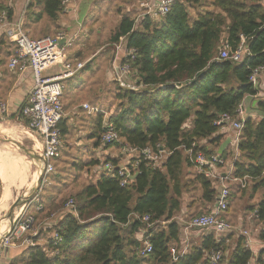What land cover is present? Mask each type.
I'll return each instance as SVG.
<instances>
[{
	"label": "trees",
	"instance_id": "16d2710c",
	"mask_svg": "<svg viewBox=\"0 0 264 264\" xmlns=\"http://www.w3.org/2000/svg\"><path fill=\"white\" fill-rule=\"evenodd\" d=\"M62 1L25 0L19 14L23 29L32 33V39H37L36 29L43 23L47 24L44 35L61 29ZM13 2L0 0V14L5 12L8 22L17 19ZM138 14L137 6L121 16L110 44L113 47L123 38L124 49H135L131 68L148 91L117 87L114 98L118 104L110 110L109 123L119 136L121 144L115 143L119 148L128 145L156 152L159 146L169 153L167 158L155 169L139 161L136 171H131L133 179L125 186H120L117 173L122 165L119 153L75 165L93 174L89 173L90 182L72 197L78 218L63 215L54 227L41 230L46 240L54 233L60 235L62 241L56 246L50 242L43 248L1 250L11 253L12 257L6 259L9 264H208L210 252L217 250L223 253L220 264H264V94H259L261 91L249 80L254 69L264 67V0H177L170 13L158 21L147 17L136 21ZM241 38L249 56L240 64L215 61L224 43L236 50ZM3 46L8 58L14 55V46L2 31ZM258 83L262 90L263 77ZM246 97H259L256 110L260 118L247 116L244 121L231 177L251 185L247 195L256 203L243 210L245 220L251 215L249 224L256 229H246V221L243 227H232L251 231L254 243L246 247L245 238L236 230L216 235L200 229V241L189 242L182 253L183 226L176 218L181 216L185 194L192 187L200 191L187 207L199 202L203 209L195 216H200L211 212L213 207L205 209L215 203L219 190L216 180L195 170L193 179L183 180L185 165L192 166L185 151L195 144V150L207 157L217 154L223 136L218 134L215 122L223 114L236 118V109ZM96 117L97 128L90 136L95 140L94 148L103 152L108 146L100 143L102 116ZM57 127L61 137L70 134L64 118ZM106 163H111L113 170L98 172ZM232 186L237 193L246 190L238 182ZM237 193L231 196L229 191L230 204ZM40 201L44 216H49L52 211L48 208L55 207V198ZM134 216L165 222L150 232L152 252L146 257L138 255L142 241L137 239V232L143 225ZM230 243L233 246L229 247ZM171 249L175 250V260ZM54 250L57 255L50 254Z\"/></svg>",
	"mask_w": 264,
	"mask_h": 264
},
{
	"label": "built area",
	"instance_id": "2783aa9c",
	"mask_svg": "<svg viewBox=\"0 0 264 264\" xmlns=\"http://www.w3.org/2000/svg\"><path fill=\"white\" fill-rule=\"evenodd\" d=\"M74 0H63L61 6L63 12L67 13ZM177 0H139V14L137 20L143 17L150 18L153 21L163 19L168 15ZM4 32L7 40L14 46V55L9 59L7 68L14 72L30 71L33 79L32 87L26 97L25 103L16 115V121L22 120L21 127L25 133L33 135V139L38 145L36 153L45 161V172L43 177L44 185L47 177L54 172L52 161L59 158V149L61 146V135L57 127L58 122L65 117L62 97L65 87V81L76 76L86 65V63H74L68 57L69 50L76 42V35H69L66 31H58L53 36L32 39L23 29V21L19 19L15 22H8L5 12L0 14V32ZM123 38L114 45V58L111 64V79L121 89L131 92H147V87L143 86L138 76L131 68V61L136 57L135 49H124ZM120 54V55H119ZM247 56L249 51L244 45V39L236 50H231L227 43H224L219 49L216 62L227 61L232 64H240ZM59 67L60 70L51 76L43 75L46 71ZM264 73V67H258L252 71L249 78L255 88H259L258 78ZM167 86H159L163 89ZM81 108L87 111L89 115L102 116V136L101 144L113 145L119 143L118 134L109 123L107 113H102L96 107L87 104L81 105ZM1 113H5V106L0 105ZM246 110L243 104L236 109V118L223 114L215 122V125L221 132L231 134V145L234 150V161L238 157V145L240 135L246 119ZM195 144L186 150V156L189 163L195 171L203 174L206 178L214 179L219 185L216 201L210 213L195 216L189 220L178 219L185 231L195 229L212 230L216 235L227 232L237 231L239 236L245 238L246 247L251 248L253 240L251 232L242 229H234L225 219V214L229 207V187L225 181L231 179L232 167L225 173L217 169L225 166L224 159L219 153L205 156L203 153L195 150ZM119 153L122 157H127V161L118 168V177L120 186H125L133 179L131 171H136L139 161L146 162L149 167L155 169L165 161L168 152L157 146L154 152L151 148L135 149L128 145H121ZM113 167L111 163H106L97 171L111 172ZM242 187L246 185L245 181L240 182ZM43 204L40 201L39 194L30 201L22 210V213L15 223L12 231L6 236L0 249H34L43 248L45 244L52 243L53 246L61 243L59 234L54 233L50 240L41 237V230L46 231L57 224V221L63 215H72L78 218L76 204L73 199H69L58 211L51 213L48 217L39 220L38 216L43 214ZM142 226L141 241L142 245L138 250L140 257H146L152 252V245L149 241L150 232L159 225H165V222L151 221L149 216L138 218ZM147 235V236H146ZM144 236V237H143ZM257 245V244H256ZM174 255L175 251L172 249ZM51 255H57L54 250ZM223 253L220 250L210 252L208 264H220ZM248 264H251L250 262Z\"/></svg>",
	"mask_w": 264,
	"mask_h": 264
},
{
	"label": "rangeland",
	"instance_id": "374dc122",
	"mask_svg": "<svg viewBox=\"0 0 264 264\" xmlns=\"http://www.w3.org/2000/svg\"><path fill=\"white\" fill-rule=\"evenodd\" d=\"M135 0H74L72 5L77 6V17L80 18V21L75 22V27H80L82 24L83 16H87L86 19H84V27L86 26L87 28V35L91 37L89 46L86 49L85 53H90L94 52V49L96 48H102L100 54L96 56V59H99V64L97 65L96 69V74L93 76L94 79L92 80L94 85L91 86L90 90L87 92V94L83 93L82 97H78L77 101L75 102V97L74 95L66 94V90L63 93V98H62V104H63V109L65 115L70 112L72 113L73 111H79L78 108L76 107L77 102L82 101L83 99H86L87 95L91 94L90 99H94V102L98 103L96 106H98L101 110L102 113H110V110H113V107H116L118 102L115 100V95L117 93V85L114 84V82H111L107 76V73L110 68V61H111V56H112V45L110 44V38L113 34L114 29L116 28L121 16L125 13H128V10L131 12L136 9L134 7V2ZM91 9V11H90ZM90 11V12H89ZM88 14V15H87ZM47 27V24L43 23L39 28H37V34L38 36L34 38H39L42 36H50L55 34L58 31H65L63 28L59 30H53L52 33L44 35L42 32L45 30ZM82 25L81 29H86ZM67 32V31H66ZM42 34V35H41ZM28 35L32 37V33L28 31ZM79 41V34H78V39L74 43V46L78 44ZM124 43V40H123ZM122 43V44H123ZM73 46V47H74ZM114 56V55H113ZM113 59V58H112ZM113 61V60H112ZM112 63V62H111ZM110 73V72H109ZM43 75H46L44 73ZM264 73L262 74V76ZM111 76V73H110ZM264 77V76H263ZM264 81V79H263ZM119 88V87H118ZM262 85L259 84L258 91L261 93L259 94H264V86L263 89L261 90ZM66 89V88H65ZM94 96V98H93ZM257 97L256 99H258ZM255 98L252 97H246L243 101V107H245V110L247 113L245 115H254L256 119H259V113L258 116L256 113H251L250 111L255 109L257 101ZM256 112V111H255ZM22 120L20 119L19 121L11 120L10 122L2 121L0 120V124L7 128V127H16L18 128L22 133H24V130L21 127ZM24 124V123H23ZM69 132L65 134L63 137H61V146L59 149V158L52 161V165L54 167V172L53 174L49 175L47 177V182L41 186L39 195L43 199L44 203L46 199L49 197H54L55 198V207L53 208H48V210L54 212H58L60 210V205H63L69 200L72 199L73 195L76 194L81 188L88 184L90 181L87 179V177H90V174L93 175L91 172H88L87 168H82V169H77L75 165L77 164H84L83 159H85V162L94 159L93 155L88 153V152H80V150H76V147L73 145L72 147H69V144L73 143V140L75 139L76 135L78 134V131H75V129H72V127H68ZM77 132V133H76ZM31 135V134H29ZM228 135V134H227ZM223 136V141H225V136ZM33 137V135H31ZM0 138H8L4 135L0 134ZM34 138V137H33ZM84 137H78V139H83ZM10 139V138H8ZM17 142V141H16ZM26 142V143H25ZM20 145H23L24 147H27L29 149H32L33 151L36 152L35 144L31 140H20L18 142ZM9 147V148H8ZM35 148V149H34ZM38 148V145H37ZM14 149V150H13ZM106 152H104L105 157H115L119 153V145L113 144L111 146H108L106 149H104ZM2 151V153H1ZM18 153V154H17ZM109 153V154H105ZM0 166L5 165L4 164V157L9 156H24L18 149L15 147H12L8 144L0 142ZM108 155V156H106ZM26 162L28 163V176L26 178L25 186H19L18 190H15L12 192V197L10 199V202L8 204L7 209L0 214V226L1 228L4 226H7L6 221H4V215L7 213L9 210L10 206L16 201V199L22 197L24 194L27 193V191L32 187L34 183V178L37 177V166L26 156H24ZM103 159V157H102ZM128 158L123 157V159L119 161V163L123 164V161L125 162ZM3 160V161H1ZM29 160V161H28ZM31 164V165H30ZM185 169V168H184ZM227 169H219V172L225 173ZM194 170H190L187 172V169L183 171V180H190L193 179L194 176ZM90 173V174H89ZM189 177V178H186ZM36 180V179H35ZM235 183V182H234ZM252 184V183H251ZM230 195L233 196V194L237 193L236 187L234 186H228ZM250 183L246 184V190L240 191L243 193H237L235 195V198L232 199V202L230 204L229 200V209L230 213L232 214L231 222L234 223V225H239L242 224L243 222L246 221V229L254 230L256 227L253 224H249V220H245L244 214H242L244 211L241 209H245V207L251 203L252 200L249 199L247 192L250 190ZM198 190L196 187H192L188 190L186 193V196L190 194V192H194ZM2 194V184L0 180V197ZM191 198V197H190ZM189 203V201L187 202ZM10 205V206H9ZM195 204H193L194 206ZM188 208V217H185V220H189L192 216L198 215V212L194 213L196 209L193 208ZM63 207V206H62ZM46 214L43 213L42 215L38 216L39 220L46 218L44 216ZM51 214V213H50ZM49 214V215H50ZM48 217V215H47ZM244 226V225H243ZM239 229V228H238ZM246 231V230H244ZM249 232V231H248ZM251 232V231H250ZM233 246L230 243L231 247ZM12 249H15L12 247ZM2 249H0V264H5L6 259H9L12 257L10 255V252H4L1 253ZM15 252L14 250H12Z\"/></svg>",
	"mask_w": 264,
	"mask_h": 264
},
{
	"label": "crops",
	"instance_id": "0c3cea01",
	"mask_svg": "<svg viewBox=\"0 0 264 264\" xmlns=\"http://www.w3.org/2000/svg\"><path fill=\"white\" fill-rule=\"evenodd\" d=\"M138 2H139V0H137L135 2L134 7L137 8ZM13 3H14L13 5L16 6L15 18H17V19L15 21H17L19 19L23 20V17L21 14H19V12L20 13L23 12L25 0H14ZM72 4H73V2H72ZM72 4H71L70 9H68L67 13H64L63 16L61 17L60 25H61V28H63L65 31H67V33L69 35H76V39H78V34H79L78 44L76 46L73 45L74 47H72L68 52L69 59L74 63H86L85 67L76 76L65 81V88L66 89L64 88V91L66 90V94L74 95L75 102H76L77 99H79L78 97H82L83 93L87 94V92L90 90L91 86L94 85L92 80L94 79L93 76L96 74V71H97L96 67L99 64V59L98 58L96 59V56H98L100 54L102 48L101 47L96 48V49H94V52L85 53L86 49L89 46V42L91 39V37L89 35H87L86 26L84 27V19H86L87 16H85V15L83 16V18L84 17L85 18L82 20L81 26L76 28L74 26L75 22L80 21V18L77 17V14H76L77 13V6L72 5ZM90 11H91V9H90ZM128 13H130L129 10H128ZM137 17H136V21H137ZM82 25L86 29H81ZM113 55H115L114 48H112V56H111V61H110V66H109L110 69L107 70L108 71L107 76L111 82H113V81L111 79L109 72L111 70V64H112L111 62L113 60L112 58H114ZM8 57H9V52L6 50V48L4 46L0 47V105L5 106V113H1V111H0V120L6 121V122H10L11 120L16 119V115L19 112V110L21 109L22 105L25 103L26 97H27V95H28V93L32 87V83H33L32 75H31L30 71H25V72L14 71V72H12V71L8 70L7 65H8L9 59L12 56L10 58H8ZM59 70H60L59 67L52 68V69L45 72L46 73L45 76L55 75ZM262 77L263 76L261 75L260 78H262ZM263 79H264V77H263ZM263 86H264V84H263ZM90 98H91V94L87 95L85 100L83 99L82 101L77 102L78 104H76L75 108H78L79 111H73L72 113H70L73 109L70 110V112H68L65 115L64 122H66V125L68 127H72V129H75V131H78V134L76 135L75 139L73 140L72 145H71V143L69 145L71 147L74 145L76 147V150H80V152H82V151L88 152L94 156L93 157L94 159L102 161L103 160L102 157H105L104 152H106V151L100 152L98 149L94 148V141L95 140L93 138H91V136H90L93 134L94 130L97 128V126H96L97 117L96 116H98V115H95V114L89 115V114H87L88 113L87 111H85L84 109L81 108V105L87 104L91 107H96L97 109L101 110L98 106H96L98 104L96 102V100L94 102V99H90ZM93 98H94V96H93ZM253 110H255L256 112L255 111L252 112V110L250 112L256 113V115L258 116V112L256 110V107ZM246 113H247V111H246ZM107 115L109 116L108 113H107ZM247 116H251L252 118H256L254 115H251V114H249ZM218 134L221 136L228 134L227 136H225V141H223L220 144V146L218 147V149L215 150L216 153H219L221 155V157L224 159V162H225V166L220 168V169L225 168V169H227L226 171H228L231 167L233 168V163H234V150H233V147L231 145V137H230L231 134L228 132H221ZM79 136L80 137L82 136L84 138L80 140V139H78ZM105 146H111V145H105ZM105 154H109V153H105ZM106 156H108V155H106ZM120 159L122 160L123 157L121 156ZM89 161H87V162H89ZM125 162L123 161V164ZM83 163H85V159H83ZM184 168L187 169V172H189L192 169L195 170L193 166H189V165H185ZM185 169H183V171ZM186 178H189V177H186ZM243 180L234 179L231 177V179H229V181H225V183L228 186H232L233 184H237V182L240 183ZM185 181H188V180H185ZM244 187H246V185ZM199 196H200L199 190L197 192H195V195H194L193 191L190 192V194L187 196L185 194L184 199H183V203H182V207H181V216L176 218V220H178V219L185 220V217L186 216L188 217V214H189L188 209H187L188 205L190 203H192L195 200V198H198ZM52 198H54V197H52ZM188 201H189V203H187ZM255 203L256 202L251 201L250 204H255ZM213 206H214V204L210 205L209 207H206L205 210H208L209 208L211 209ZM247 206H249V205H247ZM193 208L196 209L194 211V213L198 212V214L200 213L201 209H203L200 206L199 202H196V204L193 206ZM241 210L244 211L243 209H241ZM242 214H246V213L243 212ZM231 216H232V214L230 213V209H228L227 213L225 214V219H227L231 223V225L232 224L234 225V223H232L230 221L232 218ZM250 218H251V215H248L246 217L247 220H249ZM235 226L236 227H243L242 224L235 225ZM239 229H241V228H239ZM139 232H137V239L139 241H141V231H139ZM201 235H203V232L198 230V229L189 230V231H185L183 229L180 233V239H181L182 246H183L182 253H184V251L187 249V244L189 242H192V243L199 242L201 237H202ZM227 254H228V252H227ZM171 256L174 260L176 259V253H174V255L171 253ZM5 264H9L8 261H6Z\"/></svg>",
	"mask_w": 264,
	"mask_h": 264
},
{
	"label": "bare ground",
	"instance_id": "6f19581e",
	"mask_svg": "<svg viewBox=\"0 0 264 264\" xmlns=\"http://www.w3.org/2000/svg\"><path fill=\"white\" fill-rule=\"evenodd\" d=\"M0 134L14 141H17V142H19L20 140H26V139L31 140L33 141V143L35 144V148L37 149V143L35 142L33 137L25 132L22 133L16 127L5 128L0 124ZM24 159L25 157L21 155L13 156V157L5 156L4 157L5 165L0 166V180L2 184V194L0 197V214L3 213L7 209L8 204L13 194L12 192H14L15 190H18L19 186L21 185L25 186L24 184L28 176L27 175L28 174V163L30 162H26V160L24 161ZM35 179L36 177L34 178L33 181H35ZM4 229L5 227L3 226L0 230V233L3 232Z\"/></svg>",
	"mask_w": 264,
	"mask_h": 264
},
{
	"label": "water",
	"instance_id": "95a60500",
	"mask_svg": "<svg viewBox=\"0 0 264 264\" xmlns=\"http://www.w3.org/2000/svg\"><path fill=\"white\" fill-rule=\"evenodd\" d=\"M0 142L8 144L18 149L24 156L28 157L37 166L38 169L37 177L32 187L27 191L26 194L16 199V201L10 206L9 210L4 215L3 220L6 221L7 226L5 227L4 231L0 233V244H1L2 240L6 236H8L12 231L24 207L39 194L43 183V177L46 166H45V161L32 149L24 147L23 145H20L18 142L8 138H3V139L0 138ZM0 230H1V226H0Z\"/></svg>",
	"mask_w": 264,
	"mask_h": 264
}]
</instances>
